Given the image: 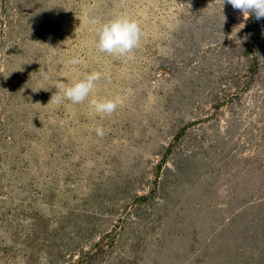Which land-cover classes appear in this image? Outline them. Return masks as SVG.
<instances>
[{"label":"rangeland","instance_id":"1","mask_svg":"<svg viewBox=\"0 0 264 264\" xmlns=\"http://www.w3.org/2000/svg\"><path fill=\"white\" fill-rule=\"evenodd\" d=\"M119 15L141 28L131 58L88 23ZM93 71L84 102L49 103ZM93 97L122 103L97 114ZM0 264H264V18L0 0Z\"/></svg>","mask_w":264,"mask_h":264},{"label":"clouds","instance_id":"2","mask_svg":"<svg viewBox=\"0 0 264 264\" xmlns=\"http://www.w3.org/2000/svg\"><path fill=\"white\" fill-rule=\"evenodd\" d=\"M224 2V0H223ZM234 9L244 14V17L254 15L257 20L264 18V0H227ZM87 19V17H85ZM88 23L97 25L95 33L98 37L97 48L100 52L117 57H128L135 48L140 45L142 36L139 24L126 15H119L114 19L101 22L98 19L88 20ZM79 58L69 60L70 65L80 64ZM43 79H47V72L41 73ZM101 78L99 72L85 73L82 79H74L64 83L57 80L53 85L58 91L52 95L49 103H61L63 99L73 104L84 102L96 87V82ZM122 103L120 97L115 99L93 97L89 101V107L97 114H112L117 106ZM47 106V105H46ZM98 136H103L102 128L95 129Z\"/></svg>","mask_w":264,"mask_h":264}]
</instances>
